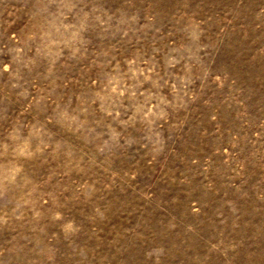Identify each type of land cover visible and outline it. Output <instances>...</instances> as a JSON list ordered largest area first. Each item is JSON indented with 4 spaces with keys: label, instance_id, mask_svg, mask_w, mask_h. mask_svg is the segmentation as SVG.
I'll use <instances>...</instances> for the list:
<instances>
[{
    "label": "rangeland",
    "instance_id": "374dc122",
    "mask_svg": "<svg viewBox=\"0 0 264 264\" xmlns=\"http://www.w3.org/2000/svg\"><path fill=\"white\" fill-rule=\"evenodd\" d=\"M0 264H264V0H0Z\"/></svg>",
    "mask_w": 264,
    "mask_h": 264
}]
</instances>
